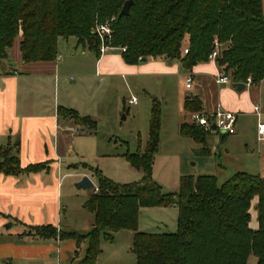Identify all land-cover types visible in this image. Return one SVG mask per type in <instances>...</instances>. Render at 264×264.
I'll return each instance as SVG.
<instances>
[{"label": "trees", "instance_id": "trees-1", "mask_svg": "<svg viewBox=\"0 0 264 264\" xmlns=\"http://www.w3.org/2000/svg\"><path fill=\"white\" fill-rule=\"evenodd\" d=\"M125 1L0 0V68L16 38H20L24 63L55 60L59 38L75 37L100 54V39L94 28L114 18L108 44L125 48L122 57L127 64L138 63L142 57L166 56L179 59L188 70L209 61L211 52L218 49L215 61L219 71L232 81L244 83L250 77L252 84H258L264 79L261 0H131L129 13L119 16ZM184 48L187 52L183 54ZM183 109L189 113L201 111L200 101L187 97ZM57 114L95 133L96 121L89 116L61 106ZM160 130V103L153 100L144 151L124 153L128 163L141 171L139 181L113 182L89 167L97 178V191L83 204L94 218L88 233L57 231L51 225H42L30 228L26 234L72 239L77 247L87 241L79 264H96L101 239L113 242L119 230L133 231L135 264H247L251 254L257 258L255 264H264V176L240 171L219 184L214 175H186L180 178L176 192L164 193L152 178ZM179 131L201 144L209 134L186 121ZM201 150L208 151L206 147ZM46 168V161L22 167L8 148H0L3 174ZM255 199L258 226L252 229L250 208ZM172 205L178 209L176 232L138 230L141 207Z\"/></svg>", "mask_w": 264, "mask_h": 264}, {"label": "crops", "instance_id": "crops-1", "mask_svg": "<svg viewBox=\"0 0 264 264\" xmlns=\"http://www.w3.org/2000/svg\"><path fill=\"white\" fill-rule=\"evenodd\" d=\"M261 2L264 13V0ZM19 40L17 51L10 53L13 45L0 68V148H8L11 155L19 158L22 167L46 161L47 168L18 175L0 172V264H79L85 254L87 241L77 247L72 239H44L26 234L30 228L42 225L79 234L92 229L93 220L84 229L71 226L70 221L63 222L60 181L55 172L57 153L67 134L77 132L72 124L83 126L73 119L60 117L58 107L71 108L80 116L100 119L107 109L109 94L116 96V105L123 98L120 95L124 78L132 86H137L140 78H151V104L157 97L167 104L174 93L178 113L184 114L179 127L182 122H188L186 118L192 113L183 109L187 97L200 101L201 111L198 112L213 113L221 108L236 113L233 133L208 132L220 134V139L237 134L240 117H255L256 126L258 121L264 122V79L258 84L244 82L245 88L236 91L231 86L232 80L216 83L220 72L216 61L198 63L188 70L182 67L179 59L166 56L145 57L144 61L127 64L118 47H109L96 54L75 37H69L58 39L60 51L55 60L24 63ZM189 74L192 76L191 86L186 88L185 79ZM47 92L52 97V110L45 107ZM128 100L130 105L138 102L133 104ZM255 105L259 117L254 111ZM256 144L258 150L264 149L257 136ZM206 148L207 153L218 149L215 145ZM95 189L92 193L96 192ZM252 203L255 209L256 199ZM252 215L256 224L251 228L256 229V210ZM128 231L132 232L133 242V231Z\"/></svg>", "mask_w": 264, "mask_h": 264}, {"label": "rangeland", "instance_id": "rangeland-1", "mask_svg": "<svg viewBox=\"0 0 264 264\" xmlns=\"http://www.w3.org/2000/svg\"><path fill=\"white\" fill-rule=\"evenodd\" d=\"M15 44L10 53L17 51ZM123 47H120V49ZM60 51V50H59ZM183 53V50H182ZM137 86H132L127 78L123 80L120 103L109 94L107 109L96 121L95 133L86 127H77V132L66 136L57 153L56 174L59 177L63 222L70 221L71 226L84 229L93 220V214L83 204L97 186V178L89 167L98 168L106 178L117 183H132L141 179V171L132 167L124 157L127 151L143 152L148 140V126L151 109V78H140ZM145 85L143 89L142 86ZM140 86V87H139ZM45 107L53 108L52 97L46 93ZM136 97V105L127 103ZM122 99L124 104H122ZM164 99L157 97L161 111V130L159 148L154 156L152 178L164 193L176 192L182 176L214 175L219 184L235 172H247L264 176V149L258 150L256 144L255 117H240L236 135L220 139V134L211 133L201 144L184 136L179 131V123L184 114L178 113L179 106L175 94ZM188 123L189 122V118ZM207 132V131H205ZM217 146L218 149L203 153V147ZM227 148V150L225 149ZM85 164V165H84ZM88 176L93 183L90 188H77L82 177ZM250 208V227L256 224ZM178 209L175 206L141 207L138 230L147 233H173L177 230ZM101 255L98 264H135L132 252V232L119 230L114 234L113 242L100 241ZM256 256L249 255L247 264H255Z\"/></svg>", "mask_w": 264, "mask_h": 264}, {"label": "built area", "instance_id": "built-area-1", "mask_svg": "<svg viewBox=\"0 0 264 264\" xmlns=\"http://www.w3.org/2000/svg\"><path fill=\"white\" fill-rule=\"evenodd\" d=\"M114 18L104 22V23H97L94 32L100 39V45L98 47L99 53H103L107 48H109V41L111 37V24L110 22ZM122 51L125 48H121ZM187 52V48L183 49V53ZM218 55V49H215L209 55L210 61H215ZM231 80L230 76L224 75L222 73H218L215 79L216 83H227ZM192 81V76L189 74L185 79V87L190 88ZM247 85H251V79L248 77L245 82ZM137 99L132 97L128 100L129 103L135 104ZM254 111L256 112L257 117H259L258 113V106H254ZM189 122L195 126L202 128L204 131L207 132H219L225 134H231L235 131L236 126V113L225 110V109H217L213 113H202V112H192L189 116ZM215 125V130H212V125ZM256 136L257 141L264 145V122L258 121L256 126ZM97 191V189H95Z\"/></svg>", "mask_w": 264, "mask_h": 264}, {"label": "water", "instance_id": "water-1", "mask_svg": "<svg viewBox=\"0 0 264 264\" xmlns=\"http://www.w3.org/2000/svg\"><path fill=\"white\" fill-rule=\"evenodd\" d=\"M131 2H132L131 0L125 1L122 8L120 9L119 16L127 15L129 13V6ZM144 60H145L144 57L140 58V61H144ZM231 86L236 91H241L245 88V84L242 82H233ZM212 130H215L214 124L212 125ZM92 186H93V183L88 176L82 177V179L76 184L77 188H90Z\"/></svg>", "mask_w": 264, "mask_h": 264}]
</instances>
